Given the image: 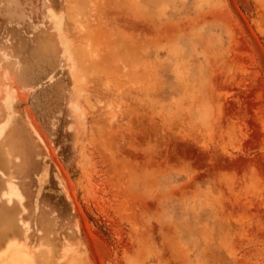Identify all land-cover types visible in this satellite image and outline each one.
Here are the masks:
<instances>
[{"label": "rangeland", "instance_id": "1", "mask_svg": "<svg viewBox=\"0 0 264 264\" xmlns=\"http://www.w3.org/2000/svg\"><path fill=\"white\" fill-rule=\"evenodd\" d=\"M0 177V264H264V0H0Z\"/></svg>", "mask_w": 264, "mask_h": 264}, {"label": "bare ground", "instance_id": "2", "mask_svg": "<svg viewBox=\"0 0 264 264\" xmlns=\"http://www.w3.org/2000/svg\"><path fill=\"white\" fill-rule=\"evenodd\" d=\"M8 191L4 192L2 194V197L7 199V203L10 204L11 202V197L15 195V191L11 185V183H8L7 185ZM7 190V189H6ZM12 210H9L5 212V216L7 218L8 224L11 226L12 225ZM2 243H0L1 245ZM20 248V247H19ZM6 252H7V258L3 262V264H21L20 263V256L22 255L21 251L17 249L16 243H8L6 246ZM23 257V256H22ZM26 259V258H23Z\"/></svg>", "mask_w": 264, "mask_h": 264}, {"label": "crops", "instance_id": "3", "mask_svg": "<svg viewBox=\"0 0 264 264\" xmlns=\"http://www.w3.org/2000/svg\"><path fill=\"white\" fill-rule=\"evenodd\" d=\"M2 160H3V158H1ZM2 163H3V161H2ZM3 166V165H2ZM7 167H6V169L4 168V167H2L1 168V170L2 171H4L5 173H6V175L8 174L6 171H7ZM6 190V187H5V184L3 183V178L2 177H0V193H1V191H5ZM4 236V235H3Z\"/></svg>", "mask_w": 264, "mask_h": 264}]
</instances>
